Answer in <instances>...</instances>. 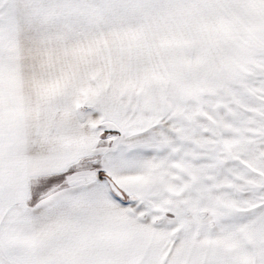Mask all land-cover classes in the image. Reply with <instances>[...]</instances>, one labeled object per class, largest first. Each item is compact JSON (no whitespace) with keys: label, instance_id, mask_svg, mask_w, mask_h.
Instances as JSON below:
<instances>
[{"label":"snow or ice","instance_id":"snow-or-ice-1","mask_svg":"<svg viewBox=\"0 0 264 264\" xmlns=\"http://www.w3.org/2000/svg\"><path fill=\"white\" fill-rule=\"evenodd\" d=\"M0 264H264V0H0Z\"/></svg>","mask_w":264,"mask_h":264}]
</instances>
